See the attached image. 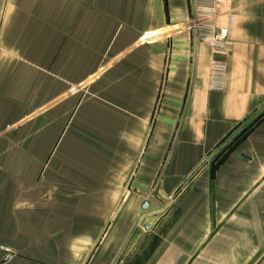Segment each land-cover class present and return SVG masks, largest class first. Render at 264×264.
I'll list each match as a JSON object with an SVG mask.
<instances>
[{
  "label": "crops",
  "instance_id": "1",
  "mask_svg": "<svg viewBox=\"0 0 264 264\" xmlns=\"http://www.w3.org/2000/svg\"><path fill=\"white\" fill-rule=\"evenodd\" d=\"M192 3L0 0V264H264V0L222 78Z\"/></svg>",
  "mask_w": 264,
  "mask_h": 264
},
{
  "label": "built area",
  "instance_id": "2",
  "mask_svg": "<svg viewBox=\"0 0 264 264\" xmlns=\"http://www.w3.org/2000/svg\"><path fill=\"white\" fill-rule=\"evenodd\" d=\"M230 0H193V17L191 30L196 39L204 43L212 52L210 63L212 77L222 78L226 72V64L217 57L227 55L233 46L230 40V27H219L216 22L218 10Z\"/></svg>",
  "mask_w": 264,
  "mask_h": 264
},
{
  "label": "trees",
  "instance_id": "3",
  "mask_svg": "<svg viewBox=\"0 0 264 264\" xmlns=\"http://www.w3.org/2000/svg\"><path fill=\"white\" fill-rule=\"evenodd\" d=\"M263 116H264V112L261 113L256 119H254L250 124H248L247 127H245V128L243 129V131H241V132L238 134V136H237L233 141L229 142V143L226 145V147L220 152V155H219V156L213 161L212 164H216V163H218L219 160H220V158H221V156L223 155V153H224L227 149H229V148L233 145V143H234L236 140H238V139L241 138L245 133H247V131L252 127V125H253L254 123H256V122H257L261 117H263Z\"/></svg>",
  "mask_w": 264,
  "mask_h": 264
},
{
  "label": "water",
  "instance_id": "4",
  "mask_svg": "<svg viewBox=\"0 0 264 264\" xmlns=\"http://www.w3.org/2000/svg\"><path fill=\"white\" fill-rule=\"evenodd\" d=\"M243 131V130H242ZM220 155V153H218L215 158L211 161V164L213 163V161ZM144 208H146V204H144L143 206ZM145 229H148V227H145Z\"/></svg>",
  "mask_w": 264,
  "mask_h": 264
}]
</instances>
